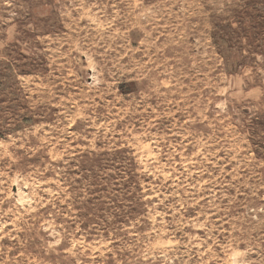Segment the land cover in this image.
I'll return each mask as SVG.
<instances>
[{
  "label": "rangeland",
  "instance_id": "obj_1",
  "mask_svg": "<svg viewBox=\"0 0 264 264\" xmlns=\"http://www.w3.org/2000/svg\"><path fill=\"white\" fill-rule=\"evenodd\" d=\"M0 264H264V0H0Z\"/></svg>",
  "mask_w": 264,
  "mask_h": 264
}]
</instances>
